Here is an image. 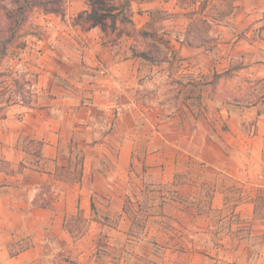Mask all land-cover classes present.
Returning a JSON list of instances; mask_svg holds the SVG:
<instances>
[{
    "label": "crops",
    "instance_id": "0c3cea01",
    "mask_svg": "<svg viewBox=\"0 0 264 264\" xmlns=\"http://www.w3.org/2000/svg\"><path fill=\"white\" fill-rule=\"evenodd\" d=\"M64 7V18L36 11L41 35L12 48L4 63L24 91L0 103V161L10 164L0 168V263L72 264L81 246L67 224L78 208H141L148 187L169 214L155 217L172 226L167 251L251 254L241 233L264 236V220L255 216V200L264 196V106L254 97L244 102L232 79H220L212 95L179 84L210 81L230 57L215 56L208 41H184L188 10L175 0L133 2L132 18L142 29L155 13L184 14L178 38V19L155 26L188 69L151 65L132 56V38L113 41L99 28L73 25L85 0ZM79 152L81 181L59 180L56 169L73 173ZM119 222L129 237L131 220L123 214ZM27 241L29 249L11 256L12 245Z\"/></svg>",
    "mask_w": 264,
    "mask_h": 264
},
{
    "label": "rangeland",
    "instance_id": "374dc122",
    "mask_svg": "<svg viewBox=\"0 0 264 264\" xmlns=\"http://www.w3.org/2000/svg\"><path fill=\"white\" fill-rule=\"evenodd\" d=\"M9 1V0H6ZM202 1V0H198ZM193 7L188 8V11ZM34 16V14H33ZM32 16V17H33ZM204 17L209 24L199 23L197 28L201 37L209 42L210 52L217 56L221 52L230 57L235 65L243 63L238 79H232L244 102L254 97V101L264 106V0H208ZM178 19L173 28L174 37L178 38L187 25L188 18L184 14L163 15L155 13L153 27L160 33L161 26H155L169 20ZM190 21V19H189ZM190 23V22H189ZM189 26V25H188ZM161 34V33H160ZM173 68L180 67V60L174 55ZM214 57V56H213ZM222 65V64H221ZM188 69L189 66H184ZM213 77V76H212ZM184 79H188V76ZM0 92L5 91L4 100L10 92L11 79L0 82ZM6 83V84H4ZM6 87V88H5ZM190 88V87H189ZM4 89V90H3ZM191 89V88H190ZM208 91L192 89V92ZM187 93H185L186 95ZM201 95V94H200ZM249 95V97H248ZM25 98L27 95H24ZM202 97V96H201ZM12 100V98H11ZM138 186V181L134 182ZM142 197L143 207L101 208L95 206L94 213L82 210L72 223V230L77 238L81 251L72 254V264H264V236L250 237L241 233L243 240L253 250L248 255H233L226 252H213L201 256L184 255L167 251L174 244L167 240L165 232L172 227L163 217L165 209L161 204V194L148 187ZM134 215V220L128 211ZM168 209V208H167ZM174 214V209H168ZM78 212V211H77ZM76 213L75 215H77ZM126 214L131 220L128 236L119 228L120 218ZM261 214L264 215L263 211ZM98 222V223H95ZM95 233H100L101 241H96ZM162 233V234H161ZM151 235L152 239H148ZM236 235V237H238ZM109 238L110 244L106 243ZM158 241V242H156ZM112 244V245H111Z\"/></svg>",
    "mask_w": 264,
    "mask_h": 264
},
{
    "label": "trees",
    "instance_id": "16d2710c",
    "mask_svg": "<svg viewBox=\"0 0 264 264\" xmlns=\"http://www.w3.org/2000/svg\"><path fill=\"white\" fill-rule=\"evenodd\" d=\"M136 1L146 0H85L87 9L72 18V24L85 30L99 28L105 37L114 36L113 41L122 37L132 38L133 42L130 50L133 57L142 59L151 65H160L162 63L173 65L175 57H173L169 41L158 33L153 25L142 29L136 27L132 18V3ZM175 1L180 8L188 10V8L193 7L187 13L190 23L184 41L193 47L203 46L207 40L201 37L197 26L199 23L209 24V21L204 17L208 0ZM64 3L65 0H0V82L11 77V73L3 70L9 51L12 48H25L28 38L39 37L42 33L32 23L33 14L37 11L46 15L56 14L64 18L66 14ZM243 66V63L235 65L233 61H230L228 69L221 74L215 73L210 81L192 79L186 83L180 82L179 84L184 89L188 86L201 90L207 89L212 95L220 79H233L235 73L240 71ZM11 88L5 101L3 100L6 89L0 92V103H8L15 93L24 91V85L17 80L13 81ZM73 164V173L70 172L69 166L58 167L56 169L57 178L62 181L72 180L80 182L83 174V157L80 152L76 154ZM1 167L9 169L10 164L0 161ZM127 207L125 204L124 208ZM91 210L96 213L93 202H91ZM81 211L78 208V214L71 216L67 224V229L73 236L72 223L76 220L75 216H78ZM261 211L264 213V196H259L255 200V216L264 220V215L261 214ZM128 214L134 220L135 217L130 211H128ZM31 246L29 241L23 245H12L10 254L11 256L18 255Z\"/></svg>",
    "mask_w": 264,
    "mask_h": 264
}]
</instances>
